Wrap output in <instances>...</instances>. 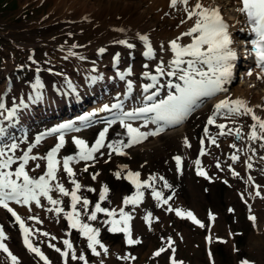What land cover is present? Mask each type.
Listing matches in <instances>:
<instances>
[{
	"label": "snow or ice",
	"instance_id": "snow-or-ice-1",
	"mask_svg": "<svg viewBox=\"0 0 264 264\" xmlns=\"http://www.w3.org/2000/svg\"><path fill=\"white\" fill-rule=\"evenodd\" d=\"M171 7L176 8L178 4L184 5L183 11L186 13L187 20L192 21V25L187 31L182 32L177 37L171 39L168 42V47L165 49L163 43L159 46L160 53H164L166 50L170 53V58L165 60L163 55H157V51L154 49L153 44L147 35H139V40L144 42L146 50L143 51V56L148 60L156 61L153 74L152 70L145 71L142 75L152 83L143 85V91L148 93L151 89L156 91L145 96V100L151 103L146 104L143 107L134 109L133 111H123V105L118 103L111 107L104 105L101 111H111L112 108L121 109L119 115L112 120L106 121L107 127L103 128L99 132L98 138L94 144H89L80 138H73L74 144L79 151L75 155L60 156L61 149L65 146V135L63 130L80 131V128L74 126V122L69 121L62 123L58 127L50 129L48 132L41 134L35 138L34 144H29L26 151H23L22 155L17 156L16 152L20 145L16 142L4 143L0 140V207L6 209L15 218V221L19 223L20 228L23 230L24 243L28 250L35 253L45 264H50L47 256L41 251L39 247L33 245L30 236L34 235L33 230L26 226L25 220L10 207L9 202L14 201L16 204H23L30 206L33 202L37 207H41V198H45L49 205L52 207L47 208L48 212H55L57 215L63 213L71 229L78 230L83 237L86 238L87 247L91 249V252L100 256L101 253L97 251V247L103 249L104 253L108 252L107 247L100 240V228L94 227L91 223L84 222L82 217H86L87 221H98V214H104L108 219L100 221L103 225L107 226V230L111 233H125L127 236V243L140 244L141 240L134 239L131 229V221L133 220V212L135 208L144 202L146 190H151L150 195L157 202L168 204L172 198L164 197V193L155 187V181L157 179L164 181V188H171L172 185L164 179L163 176H149L147 179H141V173L139 171L128 170L126 175L123 176L135 186V192L132 195L125 196L122 200L123 206L117 210L116 208H109L102 206L104 201L109 198V186L103 185L102 190L99 192V202L93 205V202L88 198L82 196L81 189L86 187L76 178L77 172L73 167L74 164L85 162L83 172H88L89 168L98 161V155L103 156L102 149H110L109 157L111 154L127 155L124 149L132 147L134 144L140 143L147 139L148 136H156L165 131L169 126H175L181 124L196 108L203 102L202 98L212 97L220 92H227L224 87L228 83L233 75V62L237 59V52L234 49V40L230 32V26L224 20L220 8L205 5L203 0H195V3L190 4V0H170ZM239 5L236 11L240 13L244 18V23L247 28H242L241 31H248L249 35L254 38L248 43L251 45L249 54L254 53L255 58L258 61L259 66L264 70V0H236ZM187 20H182L181 23H186ZM117 31H124V29H117ZM185 37L189 38L185 41ZM116 43L126 45L128 48H134L135 45L129 43L128 40H119ZM100 53H104L105 49L100 48ZM120 57L117 54L114 57L115 65H118ZM145 69H149V65L146 63L143 65ZM131 75V69L127 73H119L120 79H125V75ZM161 77L175 78L176 81L169 80L166 85L160 84ZM128 90L131 91L133 85L129 80L127 82ZM36 89L42 88L43 85L37 81L34 85ZM161 87H167L172 89L167 94L166 99L156 100V96L159 94ZM39 95V93H38ZM17 107H20L19 105ZM0 110H5V104L0 102ZM0 115L3 112L0 111ZM16 115V109H12L8 112V117L11 119ZM92 115V114H89ZM223 116L226 120L235 124L236 118L241 116H249L253 123L248 128L247 140L250 142L259 141V147L264 149V117L257 115L256 111L250 107L247 101L237 98L231 99L227 97L220 100L214 105V112L207 119L208 125H215L220 129L217 133L218 136H231L234 135L236 140L245 139V133L243 132V125L239 127L231 128L227 123H217V117ZM88 116H81V121L88 120ZM144 120V126L148 123L156 125V129L153 131H141L140 127H134L129 121ZM119 120L120 124L126 129V136L128 138L127 143L124 139H118L113 142L106 143L107 134L112 124ZM87 126V125H85ZM205 134H208V128L204 129ZM60 133L58 136V143L52 147L45 155H34L33 149L36 148L44 139L45 136ZM5 136V128L0 126V138ZM208 139L213 145L217 144V138L215 136H208ZM204 141L201 140V144ZM184 144L187 147H191L188 139L185 137ZM231 148L236 149L239 152L236 143L230 145ZM253 154L256 153L255 148H251ZM201 155L207 153L204 149H201ZM232 161L240 160V156L233 153L230 156ZM252 157H248L246 167L248 169L253 168L251 163ZM264 159V157H261ZM42 160L45 162L46 171L38 178H34L29 175V171L26 170V166L30 161ZM174 160L179 168L182 170L183 159L180 155L174 156ZM91 162V163H89ZM107 162V161H105ZM197 166V174L201 176H207V172L200 167L201 161L197 159L194 161ZM14 164H18L15 171H7ZM40 164L36 163L35 167L40 168ZM220 167L219 163L216 165ZM231 167V166H230ZM63 170L67 177L70 179V183L73 186L71 190L66 188L63 183L58 180V173ZM127 169V166H122L120 171L114 173L117 179L122 178V173ZM233 175L239 176L240 174L234 169ZM100 175L99 172L92 173L91 179L96 180ZM249 181L252 177H248ZM227 183V181H225ZM259 187V186H257ZM58 192L62 197H70V211H65V208L61 205L64 201L59 198H53L52 193ZM88 192H97L96 188L87 187ZM260 193L257 192V195ZM110 203V201H109ZM161 205V206H162ZM79 206V207H78ZM133 206L132 211H125V207ZM91 207V210H90ZM168 211H175L177 216L190 219L193 223L198 224L200 227H204V224L196 218L191 211H184L181 209H172L169 205ZM28 219L39 221L36 216H30ZM145 219L149 222L152 221V213L148 212ZM214 220L215 217L213 216ZM250 220L255 221V216H250ZM39 231L38 229L36 230ZM44 236H49V233H42ZM70 235V233H69ZM7 239L3 226H0V249H3L8 256L11 257L12 264H19L18 258L13 255L4 241ZM55 240L56 237H51ZM211 237H209V240ZM68 251H62L60 248L55 247L53 244H49V247L55 248V251L61 253L64 258V264H67V260L71 254L72 260H81L84 264H88V261L84 255L77 256L76 250L70 240L65 239L63 241ZM171 247V242L169 243ZM165 248H160L155 255L160 256L164 252ZM129 257H124L128 259ZM134 259V257H132ZM103 264V262H101ZM172 264H177L175 259L172 260ZM243 264H249L248 261H244Z\"/></svg>",
	"mask_w": 264,
	"mask_h": 264
},
{
	"label": "rangeland",
	"instance_id": "rangeland-1",
	"mask_svg": "<svg viewBox=\"0 0 264 264\" xmlns=\"http://www.w3.org/2000/svg\"><path fill=\"white\" fill-rule=\"evenodd\" d=\"M0 6L6 7L3 8L4 10L0 11V45L13 49V51H15V40L20 42L21 40H32V38H35L39 43H48L52 45V42H63L74 45L75 42H79V34L80 42H84V40H87L88 33L90 38L98 39L106 29L105 20L97 19L88 13L84 14L79 19L77 18L78 15L63 17L59 14L60 12L54 10V3L50 0H0ZM71 34L73 36H70ZM81 34L84 35V38ZM2 37L4 38L2 39ZM39 49L42 51L43 49L48 50L49 48L40 46ZM0 51L6 55L5 50L1 49ZM43 53L47 58V53ZM0 56L3 57V55ZM19 56V59H21L23 54H19ZM5 59H8V55L0 60V67ZM1 85L2 82L0 83V86ZM103 128L104 126L93 129L87 134L90 140L89 143H92L98 138V134ZM119 136H122L127 143L128 140L123 129H120L118 132V129L110 128L106 143L120 139ZM131 151H133L132 157L129 159L124 156H117L114 157L112 162L106 163L105 158L110 153V149L105 148L103 151L105 154L103 156H99L98 154V161L89 168L88 172H83L85 162H80L76 167V178L82 185L86 186L81 189V194L88 197L90 201L93 202V205L99 202V192L105 184L109 186V198L102 203V206L109 207L110 209L114 207L117 202H121L125 196L132 195L135 192V190L128 185L123 176L128 170H136L142 166L145 162V158L140 151ZM77 152L76 148H72L71 151H69L72 155ZM152 163L154 166L150 169L147 166L140 168H143L142 175H147L149 177L153 173H156L160 161L156 159L153 160ZM125 165L127 169L122 173V178L117 179L114 173L120 171L122 166ZM36 169L41 168L33 166L32 170ZM96 172H99L100 175L96 180H92L91 174ZM58 179L66 188H69V190L72 189L73 186L70 183V179L65 173H62ZM87 187L96 188L97 192H88ZM186 189L188 192V188ZM210 189V193L206 194L202 189L196 191V196L187 197L189 193L185 199L190 202L188 203L190 206L197 209L202 215H204L203 213L207 206H212L214 210H216L214 212L215 220L210 224L214 233V240L212 243V248H215L214 257H212V255L209 256L203 249V229H195L191 226L188 227L189 221L186 218L180 216L175 219L170 218L163 212V207L153 200L151 202L147 201V204L144 201L141 205L136 207L150 210L152 213L150 225L145 223L146 229L145 231L143 229L141 232L142 238H146V243L138 248L134 246L128 247L131 254L141 256L137 264L144 260L148 261L150 264H158V262L163 259V256L155 258L152 256L151 250L156 245H166L164 237H166L168 233L175 238V256L179 262L178 264H243L244 261H256L259 264H264V233H258L254 225L249 224L242 218L244 209L240 204L237 205L234 191L230 192L225 187L219 185V183L214 184ZM181 194L183 195L186 193L182 191ZM224 197L228 200L231 198L232 204L230 210L229 208L225 209L226 204L224 201H221ZM202 198H207V200ZM193 201L201 204V206H196L192 203ZM61 206L65 208V211H69L70 205L66 206L64 203ZM48 207L52 206L49 205ZM132 207L133 206L125 207V211H129ZM52 219L55 220L51 221ZM82 219L84 222L91 223L94 227L100 228L101 242L104 245H108L109 243L107 253H110L112 249H117L119 255L124 254L123 247L113 241L115 237L119 240L121 237L117 236L115 233L109 232L107 226L100 223V221L108 219V217L101 213L98 214V221L96 222L87 221L86 217H82ZM43 222L44 232L49 233V236L41 234L43 236L40 240L41 245L47 247V243L49 242V244H53L55 247H65V250L68 251L66 245L63 243V238L64 240L68 239L73 244L77 256L84 255L87 261H90V264L96 261V256H89L90 249L87 247L86 238L83 237L78 230L71 229L70 226L67 225V219L63 213L59 215L55 212L47 214ZM0 226H3L6 231V240L12 247L11 253L18 258L19 264H37L36 262L33 263L30 257H27L29 252L26 249L20 248L16 243L15 238L17 237V232L9 223L8 226L4 225L2 215H0ZM53 236L56 237L55 240L51 239ZM161 239L164 240L161 241ZM48 252L54 257L57 263L64 264V259L60 260L55 248H49ZM119 261L120 260H118V262ZM108 262L109 260H106L103 264H108ZM118 262H109V264H119ZM159 263L161 264V262ZM0 264H12V261L8 260L6 256L0 252ZM67 264H83V261L79 259L72 260L70 254ZM94 264H101V262L96 261ZM163 264L171 263L165 258Z\"/></svg>",
	"mask_w": 264,
	"mask_h": 264
},
{
	"label": "bare ground",
	"instance_id": "bare-ground-1",
	"mask_svg": "<svg viewBox=\"0 0 264 264\" xmlns=\"http://www.w3.org/2000/svg\"><path fill=\"white\" fill-rule=\"evenodd\" d=\"M29 1V0H28ZM54 3V10L60 12L63 17L70 16V15H78L77 18H81L86 13H91L92 16L96 17L97 19L105 20V26H121L119 29H124V31H112L113 34L110 35L113 38H119V36H125L138 38L139 35H147L151 34L153 36V40L158 46V56L163 55L165 60L170 58V53L166 50L164 53H160L159 46L161 43L165 45V49L168 47V42L180 35L182 32L187 31L188 28L192 25L191 20H187L186 13L183 11L184 5L178 4L176 8L170 6V0H50ZM219 0H203L205 5H212L218 2ZM195 3V0H190V4ZM237 5L235 2L228 4L225 8V11L228 14H232L234 18L237 17L236 14ZM176 9V10H175ZM119 17L120 20L115 21L116 18ZM90 20V19H88ZM87 20V21H88ZM182 20H187L186 23H181ZM84 21V20H83ZM86 22V21H85ZM96 23V22H95ZM230 24L232 26V30L236 31L239 22L233 18L230 19ZM90 26V25H89ZM85 27V26H84ZM112 28V27H111ZM88 32V30H87ZM86 33V32H85ZM83 35V34H81ZM109 36H104L102 38L104 41L107 42L110 39ZM80 36V34H79ZM84 38V35H83ZM185 41L189 38L185 37ZM85 41V40H84ZM130 42V41H129ZM88 48H91L92 45L89 42L87 44ZM103 45L98 43L94 46L95 53L102 48ZM84 49V48H83ZM134 54L135 59L128 58L126 59V63L133 62L134 68L136 69V73L133 76L135 81H148L142 74L147 69L141 67L144 63L140 66L142 60L141 58L142 52L135 51ZM156 63V62H155ZM155 63L152 65V69L155 67ZM139 69V70H138ZM133 80V78H131ZM175 80V78H174ZM176 81V80H175ZM179 82V81H176ZM133 84L135 85L134 81ZM253 84L256 87H252ZM263 84V85H261ZM124 82L118 84L119 87L123 86ZM136 86V85H135ZM137 95L134 100L137 102H141L142 98L138 99L140 96L139 88L136 86ZM2 90V88H1ZM118 93V91H117ZM228 96L231 99H243L247 101L248 105L252 107L257 115L264 117V77L258 78L257 76L251 78H245L243 82L236 87L232 88L228 92ZM218 103V99L210 101L204 108L200 110L201 114H207L209 112H214V105ZM101 110L103 109L102 106H98ZM103 112V111H101ZM104 113V112H103ZM5 116V114H4ZM246 119V122H245ZM239 125H243V130L245 131V139L239 140L237 147L241 149V145L244 147L246 143L250 141L247 140V133L249 132L248 126L253 123L251 118L248 116L247 118L243 116V118H239ZM188 122V121H187ZM137 127H140L142 131H153L156 129L154 124L148 123L147 126H144L143 123L135 124ZM188 124L176 125L170 128H166L165 131L160 133L156 136H148L147 139L143 140L142 142L133 145V147H138L146 159L147 164H149L150 159L152 156H158L160 154H166L168 147L171 148H179L185 151V157L183 160L186 162L187 157L193 152V145L194 142L190 140L189 142V131H187ZM185 137L188 139V142L191 144V147H187L184 144ZM227 141V139H223ZM232 143L231 139L228 141V144ZM255 149L258 152L257 157H264V149L260 148L258 144H254ZM189 148L190 152H189ZM253 148V146H251ZM250 148V152L252 153ZM245 150L242 152L244 156ZM239 154V153H237ZM192 161V159H191ZM256 167L259 168L261 171H264V160L257 161ZM264 183V175L260 176ZM59 199L65 201V197H62L58 194ZM258 218L255 220V224H258ZM263 225V223H262Z\"/></svg>",
	"mask_w": 264,
	"mask_h": 264
}]
</instances>
